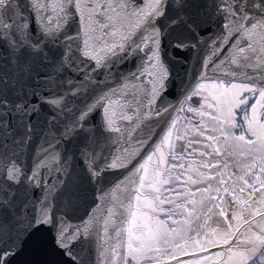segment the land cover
I'll use <instances>...</instances> for the list:
<instances>
[{
    "label": "snow or ice",
    "instance_id": "obj_1",
    "mask_svg": "<svg viewBox=\"0 0 264 264\" xmlns=\"http://www.w3.org/2000/svg\"><path fill=\"white\" fill-rule=\"evenodd\" d=\"M0 264H264V0H0Z\"/></svg>",
    "mask_w": 264,
    "mask_h": 264
}]
</instances>
